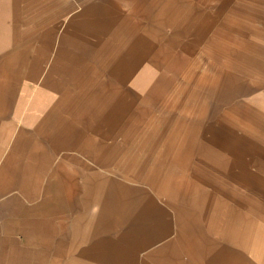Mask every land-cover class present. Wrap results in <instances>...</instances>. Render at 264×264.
I'll return each instance as SVG.
<instances>
[{
    "label": "crops",
    "instance_id": "1",
    "mask_svg": "<svg viewBox=\"0 0 264 264\" xmlns=\"http://www.w3.org/2000/svg\"><path fill=\"white\" fill-rule=\"evenodd\" d=\"M158 1L0 0V65L109 63ZM32 89L0 84V264H264V190L189 147L144 166L95 94Z\"/></svg>",
    "mask_w": 264,
    "mask_h": 264
},
{
    "label": "rangeland",
    "instance_id": "2",
    "mask_svg": "<svg viewBox=\"0 0 264 264\" xmlns=\"http://www.w3.org/2000/svg\"><path fill=\"white\" fill-rule=\"evenodd\" d=\"M143 19L139 45L111 50L109 63L53 59L38 82L27 69L37 65H0V84L4 92L30 84L31 92L95 94L112 140L133 160L144 153L149 166L151 154L189 147L192 162L206 169L227 165L224 185L233 170L240 183L263 192L264 0H159L155 16Z\"/></svg>",
    "mask_w": 264,
    "mask_h": 264
}]
</instances>
